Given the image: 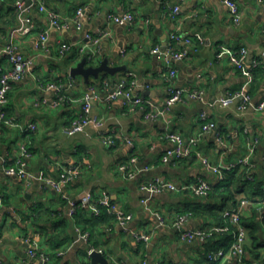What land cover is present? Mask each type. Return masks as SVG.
I'll use <instances>...</instances> for the list:
<instances>
[{"label":"crops","instance_id":"1","mask_svg":"<svg viewBox=\"0 0 264 264\" xmlns=\"http://www.w3.org/2000/svg\"><path fill=\"white\" fill-rule=\"evenodd\" d=\"M233 1L240 9L238 23L232 18L228 0H30L26 2L32 6L34 27L21 33L17 31L18 0H0V72L12 65L2 50L6 44L12 43L33 59L31 72L15 81L4 105L5 112L20 122L37 124L30 169L36 176L58 178L62 166L79 164L81 168L62 191L43 179L25 182L10 175L6 168L14 163L22 136L18 129L1 125L0 264L39 262L29 253L31 249L44 252L46 264H105L93 262L90 247L99 250L107 264H138L143 258L150 264H238L236 257L211 261L208 254L213 248L207 250V245L224 246L230 239L227 210L240 205L242 197L248 202L241 206V217L254 224L245 244V260L264 264L262 195L237 192L236 202H225L218 191L200 197L187 189L153 194L151 211L141 203L149 196L145 185L157 176L178 185H190L204 177L217 185L222 180L205 169L201 157L236 167L253 141L251 170L254 178L263 182L264 190V106L259 108L264 101V68L243 74L232 61V55L245 48L243 66L250 67L254 59L264 64V7L262 0ZM39 3L57 10L64 22L50 29L46 49L36 47L40 32L49 26L48 16L37 8ZM177 5L179 12L173 16L171 10ZM79 8L84 9L81 16H77ZM127 11L134 14L133 23L112 20L111 15ZM104 30H110L111 35L98 44L92 45L86 38L87 34L97 37ZM173 31L190 34L194 44L190 56L175 64L174 84L185 91L171 112L151 119L121 99L98 101L90 112L89 124L75 125L83 114L80 99L90 86L103 93L106 85L121 82L128 72L135 74V92L162 105L168 94L161 73L165 62L151 50L166 47ZM62 43H74L75 49L63 53L59 48ZM82 44H88L86 50H95L94 58L89 59V52L80 53ZM84 57L89 59L88 65L107 59L110 66L126 69L115 74L104 71L86 81L81 75L70 74V68ZM59 82L63 83L61 92L47 88ZM193 92L199 96L192 97ZM236 93L249 95L246 109L241 108L242 98ZM59 98L62 100L54 105ZM203 112L216 128L204 134L199 153L164 162L162 156L170 146L165 127L189 138L201 130ZM104 133L117 134L116 144H108ZM135 155L138 159L131 178L119 166L128 164ZM87 195L91 203L77 205L71 213L73 203H80ZM105 196L116 211L131 213L132 218L124 224L111 215L97 220L92 204ZM154 212L166 222L161 224ZM180 215H187V230H202L205 239L183 241L174 226ZM85 226L91 231L83 230ZM83 232L89 233L88 241ZM135 233H147L151 238L139 240Z\"/></svg>","mask_w":264,"mask_h":264},{"label":"built area","instance_id":"2","mask_svg":"<svg viewBox=\"0 0 264 264\" xmlns=\"http://www.w3.org/2000/svg\"><path fill=\"white\" fill-rule=\"evenodd\" d=\"M29 2L30 0H26ZM25 0H18L17 7L19 9V27L18 30L21 33H28L34 27V19L32 16V0L31 3H27ZM34 3V2H33ZM228 4L231 8V15L234 22L238 23L240 21V9L235 1L228 0ZM264 7V0H262ZM39 12L45 13L49 18V26L44 28L38 37L36 47L39 49H46L47 43L50 36V29L54 27L63 26V19L61 14L55 10L53 7H49L44 3L37 4ZM180 7L174 6L171 10L173 16L179 12ZM84 13L83 8L77 10V16H81ZM112 20L118 23H133L135 16L132 12H122L120 14L111 15ZM110 30H104L100 33L99 36L93 37L91 34H87L86 38L92 42V45L98 44L103 37L110 36ZM194 44L193 37L188 33H181L173 31L170 34L169 44L161 48L157 46L151 50L152 53L161 55L165 62V66L162 69V76L168 84V94L165 98V101L162 105L154 103L147 98H145L141 93L135 92L136 87L138 86L137 81L135 80V74L133 72H128L124 74L121 82L111 85H106L103 93H100L98 88L94 85H91L89 90L81 97L80 101L82 103L83 114L81 118L75 121L76 126L83 127L88 125L90 122V112L94 104L98 101L102 102H111L118 99H121L125 105L130 106L131 108H138L143 111V114L146 118L158 119L162 116L167 115L171 112L173 106L179 102L183 95L185 89L176 86L174 84V78L176 77V62H180L188 58L191 54L192 47ZM88 44H82L79 48L80 53L89 52V59L95 57V50L90 47L87 49ZM61 52L69 53L75 49L74 43H62L59 46ZM3 52L6 54L8 61L12 64L11 68L3 69L0 72V130L1 125L6 127H13L19 130L22 140L19 144L15 161L13 164L7 166L6 171L10 175H16L21 177L25 182H30L35 178L43 179L45 182L51 184L57 191H62V187L65 183L70 182L75 178L81 168L79 164H74L71 166H62L59 172L58 178H49L47 176H36L30 169V160L33 157L32 144H33V133L37 129V124L30 122L24 124L20 122L16 117L8 115L5 112L4 105L7 102L8 93L12 89L15 81L21 80L25 77L26 74L31 72L33 66V59L26 57L24 54L19 52L14 45L6 44L2 48ZM246 54V49L241 48L240 51L232 55V61L234 64L242 71L243 74H249L251 70L259 67L264 68L263 62L254 59L250 67L243 66L244 56ZM47 88H53L57 92H61L63 89V83L59 82L57 84H49ZM192 97H198V92L191 93ZM235 96L242 98L241 108L246 109L249 104V95L236 93ZM62 98H59L54 105H56ZM264 106V101L259 104V108ZM201 118H203L204 123L201 126V130L194 136L185 138L177 131L167 129L165 127L164 136L170 142V146L165 150L162 159L164 162H171L183 157H189L192 154H198V144L201 141L205 133L212 131L216 128L214 121L208 119L207 113H201ZM1 132V131H0ZM103 137L105 141L110 145H115L118 136L114 133H104ZM129 141V140H128ZM130 144L131 141H129ZM256 141H253L249 146L248 154L242 158L238 163L240 165L248 166L249 171L251 172V167L253 166L250 158L255 151ZM137 156H133L131 161L128 164H122L119 166V170L128 177H134L135 172L133 171L132 166L135 165L137 161ZM202 163L207 171L218 174L219 180L224 179V174L226 171H230L235 167V164L227 165L223 163H212L209 158L203 156L201 157ZM252 178V175L249 176ZM213 183L204 177H200L196 182L190 185H178L166 178L157 176L148 182L145 185V189L149 192V196L144 197L141 200V203L145 208L151 211L150 207V198L155 193H161L164 191H180V190H190L193 194L206 197L210 194L213 189ZM240 205L232 206L227 210V215L229 218L230 224L233 226L231 234L232 239L228 247H221L217 250H211L208 254L211 261H220L224 259H229L236 257L238 264H248L245 260V244L248 238L249 229L241 221V206H244L248 201L242 197ZM76 203V202H75ZM73 203L72 212H75L76 206H81L84 203H91V197L89 195L84 196L80 203ZM103 206L109 213H114L117 220L122 224L126 223L132 218V214H122L121 212L116 211V207L112 204L108 196L102 197L95 201L92 204L93 209L96 214H100V207ZM157 217L160 220L161 224L166 222V219L159 213ZM187 220V215H180L174 221V226L179 232V236L183 241H193L197 238L204 240L206 233L202 230H187L185 227V221ZM223 229L222 228H216ZM226 229V228H225ZM231 230V229H230ZM85 241L89 239V233L83 232L82 234ZM135 236L139 240L149 241L151 236L147 233H135ZM95 251H99L94 247L88 249V254H91ZM31 256L36 257L39 262L32 264H46L48 262V256L44 252H37L35 249L29 250ZM138 264H150L149 261L143 258ZM156 264H163L162 262H157Z\"/></svg>","mask_w":264,"mask_h":264},{"label":"trees","instance_id":"3","mask_svg":"<svg viewBox=\"0 0 264 264\" xmlns=\"http://www.w3.org/2000/svg\"><path fill=\"white\" fill-rule=\"evenodd\" d=\"M252 175V178L250 179L249 176ZM219 192L221 195L220 197H222V201H229V200H234V202H236L235 200V193L237 192H244L246 193L248 196L253 197L256 195H262L264 196V190H263V182H261L258 178H254V174L253 171L251 170V172L248 169V166L245 165H237L236 167H234L232 170L230 171H226L224 174V179L218 183L217 185L213 186V189L211 190L210 194L213 192ZM209 194V195H210ZM214 194V193H213ZM212 194V195H213ZM85 210V208H84ZM100 214H95V218L99 221H101L102 219L106 218V217H110L111 216L115 217V214L113 213H109L107 212V210L105 209V207L101 206L100 207ZM79 213H76V216H78L80 218V216L78 215ZM111 215V216H110ZM228 218V215H227ZM229 220V218H228ZM241 221L248 227L249 230H251V228L254 227V224L251 222L246 221L244 218L241 217ZM93 223L89 222L88 224L91 226ZM82 224V223H81ZM229 224V222H228ZM230 233L232 231L233 226L230 225ZM83 230H89L88 227H84ZM91 231V230H89ZM232 239V234L230 239L224 244V246H210V243H208L207 245V250H211V248H213L212 250H216L219 249L221 247H228L230 244V241ZM227 240V239H225Z\"/></svg>","mask_w":264,"mask_h":264},{"label":"water","instance_id":"4","mask_svg":"<svg viewBox=\"0 0 264 264\" xmlns=\"http://www.w3.org/2000/svg\"><path fill=\"white\" fill-rule=\"evenodd\" d=\"M88 58L84 57L77 65L70 68V74L72 76H83L86 81H89L91 76H94L96 78L99 77V74L101 72H108L111 74H115L118 71L125 70L126 67L123 66H110L107 59H104L100 64L98 65H88ZM91 258L94 263L97 262H103L107 264L106 259L103 257L101 252L95 251L91 254Z\"/></svg>","mask_w":264,"mask_h":264}]
</instances>
